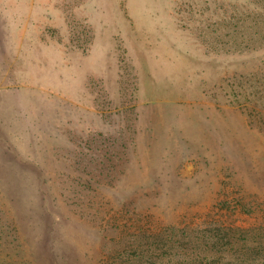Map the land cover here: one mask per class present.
Listing matches in <instances>:
<instances>
[{
	"label": "rangeland",
	"instance_id": "obj_1",
	"mask_svg": "<svg viewBox=\"0 0 264 264\" xmlns=\"http://www.w3.org/2000/svg\"><path fill=\"white\" fill-rule=\"evenodd\" d=\"M185 248L264 264V0H0V264Z\"/></svg>",
	"mask_w": 264,
	"mask_h": 264
},
{
	"label": "trees",
	"instance_id": "obj_2",
	"mask_svg": "<svg viewBox=\"0 0 264 264\" xmlns=\"http://www.w3.org/2000/svg\"><path fill=\"white\" fill-rule=\"evenodd\" d=\"M237 26V24H235ZM248 43L250 44L251 43V40L248 41ZM248 43H244L245 46L249 45ZM258 89V88H257ZM242 94V91L239 90H234L233 91V97L236 98V100H238V96H240ZM202 238V237H201ZM209 240L208 238H205L203 237L202 239H199V241H197V239H193V237L189 238L188 239V245L189 244H208V241ZM169 241H172L173 244H172V247H175V242H174V239L172 238V236L169 237ZM189 247L191 248V246L189 245ZM192 249V248H191ZM185 251H190V249L188 248H185L183 249ZM201 250H207V251H210V246L206 245L205 247H202ZM155 254V253H153ZM212 255L211 254H204V256L201 255V252L198 251L197 253H194L191 254V251L189 252L188 256H185L184 259L182 260L183 262L187 263V264H196V262H201L203 259H209ZM136 259H138V264H163V263H166V264H169V261H170V258H168L167 260H163V258H160V257H148L147 259H143L142 256H138ZM133 259H128V261H130V264H132ZM191 262V263H190Z\"/></svg>",
	"mask_w": 264,
	"mask_h": 264
}]
</instances>
